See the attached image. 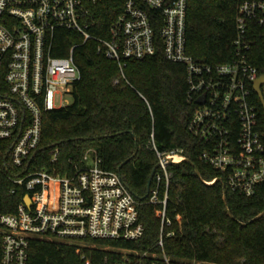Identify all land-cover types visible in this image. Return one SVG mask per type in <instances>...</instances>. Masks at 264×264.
<instances>
[{
  "label": "built area",
  "instance_id": "built-area-1",
  "mask_svg": "<svg viewBox=\"0 0 264 264\" xmlns=\"http://www.w3.org/2000/svg\"><path fill=\"white\" fill-rule=\"evenodd\" d=\"M101 1L0 0V174L8 192L21 197L5 204L12 210L0 208V264H29L33 238L119 241L143 234L138 199L119 172L100 166L95 149L71 173L59 169L57 147L48 151L49 168L39 166L36 156L43 116L67 105L63 95L71 96L80 78L74 51L87 42L121 70L127 60L155 54L159 43L166 60L185 68L186 100L194 105L187 130L200 149L198 160L217 174L206 183L219 181L226 191L246 197L264 183V130L253 98L264 72L251 58L253 35L264 38V0H236L232 54L217 63L187 53V0H124L105 27ZM63 44L68 51L57 55ZM260 91L264 97V83ZM151 147L158 167L146 201L163 225L169 223L168 165L187 157L182 147L159 150L154 139Z\"/></svg>",
  "mask_w": 264,
  "mask_h": 264
},
{
  "label": "trees",
  "instance_id": "trees-1",
  "mask_svg": "<svg viewBox=\"0 0 264 264\" xmlns=\"http://www.w3.org/2000/svg\"><path fill=\"white\" fill-rule=\"evenodd\" d=\"M122 1H101L98 9L104 27L119 13ZM236 5V0H187L186 50L195 60L217 63L231 57ZM252 39V62L264 72V38L255 34ZM67 45L56 54H66ZM74 62L80 78L72 88V102L43 116L36 155L42 160L39 166L49 168L48 151L57 147L59 169L71 173L84 165V153L95 149L100 166L119 172L133 190L144 231L136 240L33 238L28 263L264 264V214L251 221L264 212V183L248 197L227 190L226 202L221 182L206 183L217 174L198 160L200 149L187 130L194 105L186 100L184 66L166 60L159 43L155 54L127 60L123 70L116 61L96 53L93 42L75 49ZM253 98L264 130L261 103L255 94ZM152 138L159 150L182 147L187 157L168 165L169 223L163 225L156 207L146 201L147 179L158 162ZM8 187L0 174L3 211L12 210L5 206L9 201L21 200ZM164 190L162 182L161 196Z\"/></svg>",
  "mask_w": 264,
  "mask_h": 264
},
{
  "label": "water",
  "instance_id": "water-1",
  "mask_svg": "<svg viewBox=\"0 0 264 264\" xmlns=\"http://www.w3.org/2000/svg\"><path fill=\"white\" fill-rule=\"evenodd\" d=\"M264 83V74H262L254 83V90L256 91L257 95H258V98H259V101L261 103V106H262V112H264V97H262L261 95V91H260V85ZM198 102H201L200 99H198ZM158 167V163L152 168L149 176H148V179H147V191L149 190V187L151 185V182H152V178H153V175L155 174V170L156 168ZM120 169V167H118V170ZM196 173L199 175L198 171L196 170ZM201 175H199V178L201 179L200 177ZM202 180V179H201ZM207 184H212V183H207ZM132 193L134 194L133 190H132ZM135 195V194H134ZM27 202H29V199L28 197L25 198ZM223 200L224 202H226V189L223 188ZM228 213L231 215V213L228 211ZM262 214H264V212H261L260 214H258L257 216H255L251 221L257 219L258 217H260Z\"/></svg>",
  "mask_w": 264,
  "mask_h": 264
},
{
  "label": "rangeland",
  "instance_id": "rangeland-1",
  "mask_svg": "<svg viewBox=\"0 0 264 264\" xmlns=\"http://www.w3.org/2000/svg\"><path fill=\"white\" fill-rule=\"evenodd\" d=\"M63 99H64V104H69L72 102V96L70 95H63ZM60 101H62L61 97H59L58 95L55 97V102L59 103ZM80 241V240H77ZM210 264V263H209Z\"/></svg>",
  "mask_w": 264,
  "mask_h": 264
}]
</instances>
